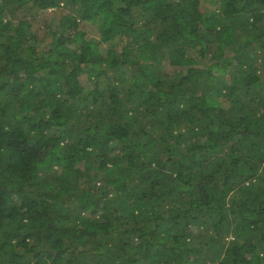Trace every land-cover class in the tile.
<instances>
[{"label": "trees", "instance_id": "16d2710c", "mask_svg": "<svg viewBox=\"0 0 264 264\" xmlns=\"http://www.w3.org/2000/svg\"><path fill=\"white\" fill-rule=\"evenodd\" d=\"M214 1L0 0V264H264V0Z\"/></svg>", "mask_w": 264, "mask_h": 264}, {"label": "rangeland", "instance_id": "374dc122", "mask_svg": "<svg viewBox=\"0 0 264 264\" xmlns=\"http://www.w3.org/2000/svg\"><path fill=\"white\" fill-rule=\"evenodd\" d=\"M206 4L207 6H210L212 7V5H215V6H218V2L214 1V0H206ZM62 10L60 9H55V8H51V9H48V10H43L42 12H40L37 16V19L36 21L33 20V24L34 26H37V25H41L40 28L42 27V30H45L46 29V26L48 24V22H50V20H52L53 18H55L57 15H60L62 14L61 13ZM64 13V11H63ZM60 18H57V22L56 24H51L53 27H56L57 24L59 23V20ZM88 31L91 30V27L89 26L87 28ZM167 65L169 66V64L167 63Z\"/></svg>", "mask_w": 264, "mask_h": 264}]
</instances>
